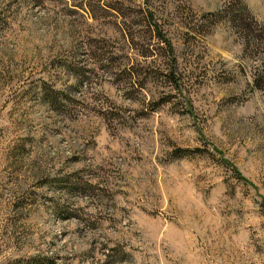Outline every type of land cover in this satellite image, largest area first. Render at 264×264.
<instances>
[{
	"label": "rangeland",
	"instance_id": "rangeland-1",
	"mask_svg": "<svg viewBox=\"0 0 264 264\" xmlns=\"http://www.w3.org/2000/svg\"><path fill=\"white\" fill-rule=\"evenodd\" d=\"M0 264H264V0H0Z\"/></svg>",
	"mask_w": 264,
	"mask_h": 264
},
{
	"label": "trees",
	"instance_id": "trees-1",
	"mask_svg": "<svg viewBox=\"0 0 264 264\" xmlns=\"http://www.w3.org/2000/svg\"><path fill=\"white\" fill-rule=\"evenodd\" d=\"M165 41V40H164ZM168 49V48H167ZM234 169V172L236 173V175L239 177V178H242L241 175L239 174V172L236 170V168L232 167Z\"/></svg>",
	"mask_w": 264,
	"mask_h": 264
}]
</instances>
